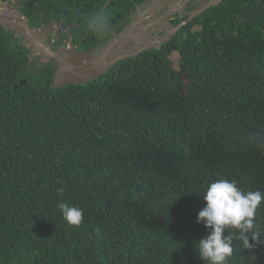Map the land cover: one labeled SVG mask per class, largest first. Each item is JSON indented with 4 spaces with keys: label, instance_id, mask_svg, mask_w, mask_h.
Wrapping results in <instances>:
<instances>
[{
    "label": "trees",
    "instance_id": "trees-1",
    "mask_svg": "<svg viewBox=\"0 0 264 264\" xmlns=\"http://www.w3.org/2000/svg\"><path fill=\"white\" fill-rule=\"evenodd\" d=\"M9 1L87 52L146 0ZM31 56L0 26V264H204L205 187L264 193V0H222L83 85L53 88ZM256 218L264 239V201ZM233 244L228 264H264V244Z\"/></svg>",
    "mask_w": 264,
    "mask_h": 264
},
{
    "label": "water",
    "instance_id": "water-1",
    "mask_svg": "<svg viewBox=\"0 0 264 264\" xmlns=\"http://www.w3.org/2000/svg\"><path fill=\"white\" fill-rule=\"evenodd\" d=\"M189 1L146 0L128 17L122 30L109 42L87 52L78 51L75 45L70 46L71 52L54 49L49 43V36L60 22H52L40 30L32 28L21 16L7 17L0 13V26L15 35H22L23 44L32 55L34 52L39 57L40 63L51 62L55 67L51 83L53 88L77 86L94 81L121 60L135 57L143 51L160 49L162 44L175 36L195 16L222 2L202 0L198 9L188 14L183 13L182 10ZM176 14L180 17L187 16V19L176 24L173 17Z\"/></svg>",
    "mask_w": 264,
    "mask_h": 264
},
{
    "label": "clouds",
    "instance_id": "clouds-1",
    "mask_svg": "<svg viewBox=\"0 0 264 264\" xmlns=\"http://www.w3.org/2000/svg\"><path fill=\"white\" fill-rule=\"evenodd\" d=\"M0 1L8 4L17 11L18 16H21L18 5L13 1ZM16 35L20 39L23 37ZM33 54L35 56L34 52ZM202 197L204 207L197 213L195 222L202 223L207 234L194 245V248L204 264H228L234 252L235 240L240 242L243 249H252L257 244H264V239L261 238V225L256 218L257 209L264 201V193L259 190L245 192L238 186L236 180L219 178L205 187ZM57 208L69 225L78 226L83 222L82 209L66 201L59 203Z\"/></svg>",
    "mask_w": 264,
    "mask_h": 264
},
{
    "label": "flooded vegetation",
    "instance_id": "flooded-vegetation-1",
    "mask_svg": "<svg viewBox=\"0 0 264 264\" xmlns=\"http://www.w3.org/2000/svg\"><path fill=\"white\" fill-rule=\"evenodd\" d=\"M200 1H202V0H190L189 2H187L186 4H185V8H184V10H182V12L183 13H190V12H192L193 10H195V9H198L199 7H200V5H199V2ZM137 7H139V6H136L135 8H134V10L131 12V13H129V15L127 16V17H129L135 10H136V8ZM126 17V18H127ZM177 18H179V17H177ZM176 18H174V20H175ZM126 21V19H124V21L123 22H121L118 26H116L115 28H114V30L110 33V35H111V37L113 38L114 37V35H116L117 33H119L121 30H122V27H123V25H124V23H126L125 22ZM111 38V39H112ZM111 39H109V40H107L108 42L111 40ZM67 42H68V44L71 46V45H73L72 43H71V38L69 37V39H67ZM107 43V42H106ZM105 43V44H106ZM104 45V44H103ZM99 46H101V45H99ZM65 47H66V45H65ZM67 47H68V50H69V52H71V50H72V48L70 47L69 48V46L67 45ZM57 50V49H56ZM58 50H59V48H58Z\"/></svg>",
    "mask_w": 264,
    "mask_h": 264
},
{
    "label": "built area",
    "instance_id": "built-area-1",
    "mask_svg": "<svg viewBox=\"0 0 264 264\" xmlns=\"http://www.w3.org/2000/svg\"><path fill=\"white\" fill-rule=\"evenodd\" d=\"M0 3H2V4H6V3L1 2V1H0ZM7 5H8V4H7ZM9 7H10V6H9ZM10 8H11V7H10ZM11 9L17 13L16 10H14L13 8H11ZM17 15H18V14H17ZM61 26H62V27H61ZM58 27H61L62 29L59 30V31H57V32L55 33V36H53V37H51V38L49 39V42H50L51 45H53V46H57V50H58V48H59L58 51H60V52H67V50H68L67 45H68L69 48H70V45L68 44L67 39H69V34H70L71 25H69L68 23L60 22V23L57 24L56 28H58ZM59 35H65V37H66V38H65L66 41H64L63 43H61V44H59V45H55V43H57V36H59ZM64 45H66L65 48H64Z\"/></svg>",
    "mask_w": 264,
    "mask_h": 264
},
{
    "label": "bare ground",
    "instance_id": "bare-ground-1",
    "mask_svg": "<svg viewBox=\"0 0 264 264\" xmlns=\"http://www.w3.org/2000/svg\"><path fill=\"white\" fill-rule=\"evenodd\" d=\"M0 13L7 17H16L17 13H14L12 9H10L7 4L0 3Z\"/></svg>",
    "mask_w": 264,
    "mask_h": 264
},
{
    "label": "rangeland",
    "instance_id": "rangeland-1",
    "mask_svg": "<svg viewBox=\"0 0 264 264\" xmlns=\"http://www.w3.org/2000/svg\"><path fill=\"white\" fill-rule=\"evenodd\" d=\"M8 6V5H7ZM9 7V6H8ZM10 8V7H9ZM11 9V8H10ZM13 11V10H12ZM14 13H16L15 11H13ZM62 27V26H61ZM61 27H58V28H56V26H55V29H54V31L50 34V36H49V39L51 38V37H53V36H55V33L57 32V31H59V30H61L62 28ZM65 40V39H64ZM64 40L62 41V43L64 42ZM50 43V42H49ZM58 43V42H57ZM57 43H55V45L57 44ZM57 45H59V43L57 44ZM64 48H65V45H64ZM32 58L33 57H35L34 56V54H33V56H31Z\"/></svg>",
    "mask_w": 264,
    "mask_h": 264
}]
</instances>
